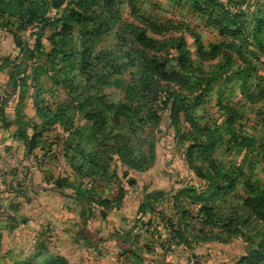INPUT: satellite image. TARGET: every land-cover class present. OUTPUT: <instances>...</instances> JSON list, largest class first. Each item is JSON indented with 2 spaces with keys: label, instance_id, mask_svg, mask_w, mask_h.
Segmentation results:
<instances>
[{
  "label": "rangeland",
  "instance_id": "obj_1",
  "mask_svg": "<svg viewBox=\"0 0 264 264\" xmlns=\"http://www.w3.org/2000/svg\"><path fill=\"white\" fill-rule=\"evenodd\" d=\"M258 1L255 10L262 13L264 0H244L246 4ZM115 8L118 11V20L111 25L112 28L104 25L102 30L107 29L102 35L100 37L94 35L89 40V58H91L89 62L99 58L106 60L109 65L114 58L126 54L140 55L142 50L129 38L122 42L116 35L117 29L125 24L143 27L136 20L135 14L133 15L134 11L138 15H151L158 26L169 24L166 31H161L154 37L166 40L183 38L193 60L195 58L193 39L187 30L198 34L205 46L219 41L216 30L206 26L205 17L194 12L187 5H173L168 0H119ZM93 17L95 21L88 24V29L98 28L96 19L100 17L99 12L94 13ZM77 44V35H74L71 59L75 64L69 70L61 64L58 66V72L49 68V74L40 77L37 87L30 81L32 78L30 68L25 77L19 75L25 81L17 83L15 93L7 94L10 87L12 88L13 71L10 67L0 71V77L7 78L8 82V85L4 84L8 90L5 96L10 99L6 102L11 101L7 116L11 128L9 134L14 136L18 133L16 127L11 126L12 121L19 122L26 129H30L35 123L36 132H41L38 146L30 157L26 155L21 147L22 142L19 141L15 145L19 146V149L13 147L11 150L15 153L9 152L8 155L0 158V264H44L46 258L48 260L61 258L68 264L62 256L67 249L64 244L67 236L77 235L80 239L86 237L84 239L87 240L88 237L93 236L92 233L88 235L80 229L83 225V223L80 225V222L85 220L83 216L87 214L84 207L78 212L81 221L76 225L75 220H69V214L61 212L56 207V204L61 203L69 204V208L72 209L75 204H82L86 206L85 208L90 206L91 209L101 208L102 211L92 213L96 215L95 217L91 215L87 219L89 221L102 217V214L112 216L114 211L111 210L121 205L124 212L129 214L133 210L132 204H143L151 208V213L145 212L141 215L145 220L147 216L152 215L155 220L161 222L171 221L174 228L183 229L186 226L183 229L186 233L182 239H190L191 231L198 227L194 219L197 216V209L190 205L189 199L180 197L178 200L181 201V207L189 210L191 218L178 221L179 215L175 211V195L179 191L195 189L196 193L200 194L206 188L204 182L196 177L193 169L186 165L184 149L178 144L172 126L168 121L166 124L162 121L158 133V126L152 125L154 122H149L143 127L133 126L132 110L124 108L119 113H114V108L111 111L105 110L104 107L108 104L117 107L122 104L134 108V105L127 103L126 100L127 84L130 82L131 74L125 69L121 88L103 87L100 92L95 93V81L88 82L86 75L84 76L77 66L76 62L81 58ZM42 50L47 52L48 47L45 46ZM16 55L17 51L9 41V37L0 35V57H8L12 61L15 60ZM253 61L251 67H247L254 70L262 79L260 88H264V61ZM247 83L250 84V81ZM240 84L241 81L237 79L231 83L224 79L214 81L211 89L203 94L204 103L196 114L200 125H208L211 129L216 127L224 138L216 152L218 167L239 166L243 173L240 180L231 186L229 192L221 191L210 203L223 216H229L234 212L242 215L244 219L240 221L239 228L249 234L248 229L255 226L256 221L249 216L247 209L241 208V204L242 199L247 196L245 185L248 179L249 183L255 185L263 183L264 158L262 161L261 158H250L245 155L243 147L232 146L226 120L234 114L233 128L237 135L259 138L260 133L264 132V129L260 128V125H264V97L247 99L246 96L250 93L247 92L248 85L242 87ZM218 99L223 105L231 107L232 115L218 110ZM89 110L105 114L103 116H106V122L100 124L98 115L88 122L84 114ZM184 128L187 129L185 126ZM118 146H122L124 152H130V158L138 160L141 166L147 169L136 171L132 168H123L118 155L115 154ZM251 162L256 163L250 166ZM158 194L159 196L156 197ZM148 196L150 198L146 199ZM103 201H107L108 205L103 204ZM42 203L46 205L41 206ZM41 211H44L46 217H40L43 214ZM60 215L62 218L58 219ZM144 224V226L150 225L148 230L158 238L161 233L152 226L154 223L145 221ZM164 230V234H168L169 231L166 228ZM110 232L117 234L113 229ZM217 233L212 231L206 234L212 237ZM220 237L223 240L228 238L225 234ZM252 239L258 240L254 236ZM221 244H226L229 248L224 249V252H234L232 254L235 256H239L248 248L244 239L237 235L230 237L228 243ZM57 247L63 253L58 252ZM174 248L175 246L170 243L168 250ZM195 259L194 257V262Z\"/></svg>",
  "mask_w": 264,
  "mask_h": 264
},
{
  "label": "trees",
  "instance_id": "obj_2",
  "mask_svg": "<svg viewBox=\"0 0 264 264\" xmlns=\"http://www.w3.org/2000/svg\"><path fill=\"white\" fill-rule=\"evenodd\" d=\"M168 1L173 5H187L194 12L203 15L206 26L216 30L219 41L205 46L198 34L187 30L193 39L195 57L193 60L183 38L166 40L154 37L161 31H166L169 24L158 26L151 15H138L134 11L133 15L135 14L136 20L143 27L125 24L117 29L116 35L122 42L129 38L142 50L140 55L126 54L114 58L109 65L106 60L99 58L89 62L91 60L89 40L94 35L100 37L107 29L102 30L104 25L111 27L115 20H118V11L115 7L119 0H0V35H7L17 51L15 60L10 61L8 57H0V71L10 67L13 71L11 85L15 91L18 84L25 81L19 75L25 77L31 68L30 81L37 87L40 77L49 74V68L58 72V66L61 64L67 67L66 70L75 64L71 59L74 35H77V46L81 52V58L76 62L77 66L83 75H86L88 82L95 81L96 86L95 83L93 84L95 93L100 92L103 87L121 88L123 72L125 69L128 70L131 77L127 84L126 100L127 103L134 105V108L122 104L118 107L108 104L104 109L111 111L114 108V113H119L124 108L132 110L133 126L143 127L149 122H154L152 125L158 126V133L162 121L165 124L168 121L176 134L178 144L184 149L186 165L193 169L196 177L204 182L206 188L200 194L196 193L195 189H184L175 195L174 207L179 215L178 221L188 220L190 217L189 210L181 207V201L178 200L180 197L187 198L190 200V205L197 209V216L194 219L198 227L191 231L190 239H182L186 233V230H183L186 226L183 229L174 228L171 221H168L165 225L166 230L169 231L167 240L170 242L166 241V246L173 241H178L180 245L186 247L212 241L228 243L230 237L237 235L244 239L248 248L236 259L235 264H264V181L255 185L249 183L248 179L245 185L247 196L242 199L241 208L247 209L249 216L256 221L255 226L248 229L249 234H247L239 228L240 221L244 219L242 215L234 212L229 216H223L210 203L221 191L229 192L231 186L240 180L243 173L239 166L218 167L216 152L224 138L216 127L211 129L208 125H200L196 114L204 103L203 94L209 91L213 82L217 80L224 79L231 83L237 79L241 81L240 86L248 85L247 92L250 93L247 94V99L264 97V88H260L262 79L254 70L247 67H251L253 60V62L264 61V12L255 10L259 1L253 4H246L244 0ZM96 12L100 15L96 19L98 28L88 29V24L95 21L93 14ZM44 45L48 47L47 52L42 50ZM90 72L91 76H89ZM249 81L250 84L247 83ZM219 95L221 97L222 94ZM217 105L218 110L232 115L231 107L223 105L220 99ZM97 115L100 124L106 122V116H103L105 114L93 110L86 112L84 117L89 122ZM234 118L233 114L226 120L232 146L243 147L245 155L254 159L261 158L262 161L264 132L260 133L257 139L241 137L234 132ZM0 123L4 127L9 126L7 117L1 109ZM11 124L18 132L11 136V139L22 142L26 155L30 156L41 137V132H36L37 125L33 123L30 129H26L19 122L12 121ZM260 128L264 129V125H260ZM150 153L152 156V146ZM115 154L118 155L121 166L125 169L132 168L136 171L147 169L141 166L138 160L130 158V152H124L122 146L117 147ZM255 163L251 162L250 166ZM158 196L159 194L156 195ZM149 198L150 196L146 197ZM102 203L108 205L107 201ZM145 212L151 213V208L139 204L137 213L144 215ZM212 231L218 233L212 237L207 236L206 233ZM222 234L227 235L228 238L223 240L220 237ZM171 236L173 239H169ZM253 236L258 240H253ZM164 244L162 243V246ZM44 264H66V262L61 258H50V260L46 258Z\"/></svg>",
  "mask_w": 264,
  "mask_h": 264
},
{
  "label": "crops",
  "instance_id": "obj_3",
  "mask_svg": "<svg viewBox=\"0 0 264 264\" xmlns=\"http://www.w3.org/2000/svg\"><path fill=\"white\" fill-rule=\"evenodd\" d=\"M6 79L5 77H0V109L7 117L9 116L10 110L8 107L11 101L6 102L10 100L5 96V92L8 91L4 86V84L8 85ZM15 91L10 87L7 94L9 92L14 94ZM11 126L15 127L14 125ZM10 129V125L4 127L0 123V158L8 155L9 152L15 153V151H11L13 147L19 149V146H15L18 141L11 139ZM21 147L24 150L23 145ZM30 156L28 155V157ZM44 205L46 204H41V206ZM56 207L61 212L64 211L69 214V220H75L76 225L81 221L78 212L80 209L83 210L84 207L87 214L83 216L85 220L80 222V225L83 223L80 229H82L83 233L87 232L88 235L92 233L91 235L93 236L88 237V240L84 239L86 238L84 237L82 238L83 241L77 235H68L67 240L64 242L67 248L66 251L63 253L58 247L56 248L58 252L63 253L62 256L65 257L68 264H235L236 259L244 253L241 252L239 256H235V254H232L234 252H224V249L229 248L226 244L221 243H205L191 248L180 245L178 241L172 242L175 248L169 251L167 248H169L170 243L166 246V241H170L167 240V233L164 234L165 222H161L158 219L155 220L152 215L147 216V220H145L144 216L137 213L138 204H132L133 210L129 214L124 212L123 205H121L119 208L111 210V212L114 211L112 216L102 214V217H96L92 221L87 219L94 215L92 214L93 212L102 211L101 208L95 207L96 209H91L90 206L85 208L86 206L82 204H75L72 209V207L69 208V204L64 205L62 203L56 204ZM41 213L43 214L40 217H46L44 211H41ZM61 218L62 216L58 219ZM145 221L154 223L152 226L161 233L158 238L154 237L151 231L148 230L150 225L144 226ZM112 229L116 230L117 234H112L110 232ZM75 231L77 233V230ZM169 239H173V237L171 236ZM162 243L165 244L162 246ZM192 257L196 258L195 262Z\"/></svg>",
  "mask_w": 264,
  "mask_h": 264
}]
</instances>
